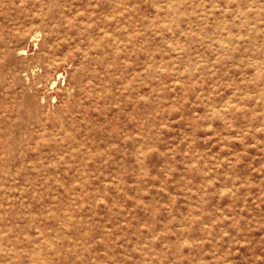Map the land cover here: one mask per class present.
<instances>
[{
	"label": "rangeland",
	"instance_id": "374dc122",
	"mask_svg": "<svg viewBox=\"0 0 264 264\" xmlns=\"http://www.w3.org/2000/svg\"><path fill=\"white\" fill-rule=\"evenodd\" d=\"M0 264H264V0H0Z\"/></svg>",
	"mask_w": 264,
	"mask_h": 264
},
{
	"label": "bare ground",
	"instance_id": "6f19581e",
	"mask_svg": "<svg viewBox=\"0 0 264 264\" xmlns=\"http://www.w3.org/2000/svg\"><path fill=\"white\" fill-rule=\"evenodd\" d=\"M34 44H36L35 42H34ZM36 46V45H35ZM20 52V51H19ZM27 52V51H26ZM38 70V69H37ZM59 76H60V74H59ZM28 78V77H27ZM48 82V81H47ZM52 87V86H51ZM68 88V87H67ZM57 89V88H56ZM74 90V89H73ZM68 91V90H67ZM68 93V92H67Z\"/></svg>",
	"mask_w": 264,
	"mask_h": 264
}]
</instances>
